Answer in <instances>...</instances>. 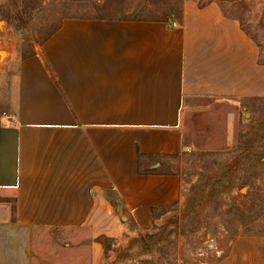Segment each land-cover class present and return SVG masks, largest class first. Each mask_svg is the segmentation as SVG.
I'll list each match as a JSON object with an SVG mask.
<instances>
[{
  "label": "crops",
  "instance_id": "1",
  "mask_svg": "<svg viewBox=\"0 0 264 264\" xmlns=\"http://www.w3.org/2000/svg\"><path fill=\"white\" fill-rule=\"evenodd\" d=\"M12 82L0 264H34L35 234L58 230L80 244L79 264H132L123 251L180 197L179 177L157 169L184 152L186 111L264 98V61L215 1L184 0L181 23L65 19Z\"/></svg>",
  "mask_w": 264,
  "mask_h": 264
},
{
  "label": "rangeland",
  "instance_id": "2",
  "mask_svg": "<svg viewBox=\"0 0 264 264\" xmlns=\"http://www.w3.org/2000/svg\"><path fill=\"white\" fill-rule=\"evenodd\" d=\"M213 1L239 20L264 61V0ZM183 2L167 3L179 9ZM61 7L58 0H0V111L10 103L16 66L39 52ZM182 127L184 152L157 169L179 177L180 197L154 212L153 227L122 257L139 264H264V98L199 100ZM59 231L42 232L39 243L35 234L34 264L80 263V244Z\"/></svg>",
  "mask_w": 264,
  "mask_h": 264
},
{
  "label": "trees",
  "instance_id": "3",
  "mask_svg": "<svg viewBox=\"0 0 264 264\" xmlns=\"http://www.w3.org/2000/svg\"><path fill=\"white\" fill-rule=\"evenodd\" d=\"M168 1L170 0L164 2L161 0H58V3L62 6L61 8H63L60 12L63 13L59 16L58 23L51 31L48 38L58 31L62 21L65 19L146 20L181 23L182 6L179 7V9L171 7L167 3ZM212 1L213 0H208L202 4L198 2V5L204 6L206 3ZM72 6L80 9L82 15L71 13L73 12ZM57 11L55 9L52 15L57 16ZM222 13L226 15L223 11ZM172 16H174V20L170 19ZM31 56L33 55L30 54L28 57ZM137 172L141 175L151 173V171L143 170L139 163ZM12 209L13 211L15 209L14 203H12Z\"/></svg>",
  "mask_w": 264,
  "mask_h": 264
},
{
  "label": "built area",
  "instance_id": "4",
  "mask_svg": "<svg viewBox=\"0 0 264 264\" xmlns=\"http://www.w3.org/2000/svg\"><path fill=\"white\" fill-rule=\"evenodd\" d=\"M210 248H212V245L209 246ZM215 253H217L214 249H212ZM132 264H139L136 260H132Z\"/></svg>",
  "mask_w": 264,
  "mask_h": 264
}]
</instances>
